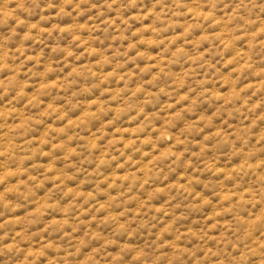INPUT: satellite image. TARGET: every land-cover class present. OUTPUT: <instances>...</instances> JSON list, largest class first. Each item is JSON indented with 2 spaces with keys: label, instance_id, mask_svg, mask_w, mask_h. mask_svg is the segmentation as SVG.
I'll list each match as a JSON object with an SVG mask.
<instances>
[{
  "label": "rangeland",
  "instance_id": "obj_1",
  "mask_svg": "<svg viewBox=\"0 0 264 264\" xmlns=\"http://www.w3.org/2000/svg\"><path fill=\"white\" fill-rule=\"evenodd\" d=\"M238 9L0 0V242L24 264H135L154 243L206 264L264 223L237 176L264 167V25Z\"/></svg>",
  "mask_w": 264,
  "mask_h": 264
},
{
  "label": "clouds",
  "instance_id": "obj_2",
  "mask_svg": "<svg viewBox=\"0 0 264 264\" xmlns=\"http://www.w3.org/2000/svg\"><path fill=\"white\" fill-rule=\"evenodd\" d=\"M134 2L135 0H128L129 4ZM262 14H264V0H239V9L235 18L247 29L249 26L264 25V20H261ZM261 173H264V167H253L242 169L237 176L238 178L247 174L255 176L256 183L251 186L253 191L247 193V196L252 202L260 201L264 204V178H261ZM251 219L249 215V221ZM249 221L235 225L231 237L225 238L226 243L215 245L219 254L209 255L200 251V255L208 256L206 264H211L212 260H223L226 264H264V242L254 239L249 234V229H252L256 235L264 237V223L257 221L253 228ZM164 252L159 243H154L145 248L144 255L138 258L135 264H166L168 257L163 255ZM161 256L163 259H157ZM191 258L195 259L194 256ZM27 259L25 250L20 248L18 243L0 242V264H24ZM176 264H180V259H177Z\"/></svg>",
  "mask_w": 264,
  "mask_h": 264
}]
</instances>
